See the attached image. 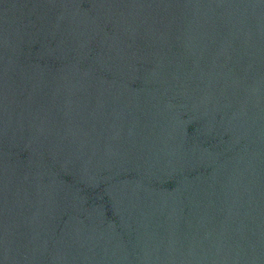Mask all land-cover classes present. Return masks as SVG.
I'll return each instance as SVG.
<instances>
[{
  "label": "water",
  "instance_id": "obj_1",
  "mask_svg": "<svg viewBox=\"0 0 264 264\" xmlns=\"http://www.w3.org/2000/svg\"><path fill=\"white\" fill-rule=\"evenodd\" d=\"M0 264H264V0H0Z\"/></svg>",
  "mask_w": 264,
  "mask_h": 264
}]
</instances>
